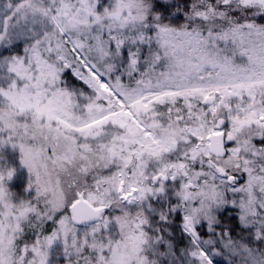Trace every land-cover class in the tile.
<instances>
[{"label": "snow or ice", "instance_id": "1", "mask_svg": "<svg viewBox=\"0 0 264 264\" xmlns=\"http://www.w3.org/2000/svg\"><path fill=\"white\" fill-rule=\"evenodd\" d=\"M0 264H264V0H0Z\"/></svg>", "mask_w": 264, "mask_h": 264}]
</instances>
